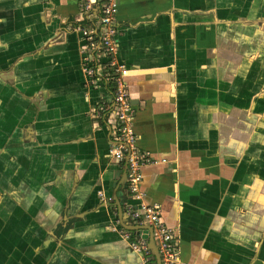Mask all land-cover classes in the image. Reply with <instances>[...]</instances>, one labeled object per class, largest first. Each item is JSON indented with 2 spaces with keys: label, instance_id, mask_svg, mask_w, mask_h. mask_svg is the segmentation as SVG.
Returning a JSON list of instances; mask_svg holds the SVG:
<instances>
[{
  "label": "crops",
  "instance_id": "crops-1",
  "mask_svg": "<svg viewBox=\"0 0 264 264\" xmlns=\"http://www.w3.org/2000/svg\"><path fill=\"white\" fill-rule=\"evenodd\" d=\"M83 3L0 0V264H140L149 242L124 227L139 203ZM118 4L144 202L183 264H264V0Z\"/></svg>",
  "mask_w": 264,
  "mask_h": 264
},
{
  "label": "built area",
  "instance_id": "built-area-1",
  "mask_svg": "<svg viewBox=\"0 0 264 264\" xmlns=\"http://www.w3.org/2000/svg\"><path fill=\"white\" fill-rule=\"evenodd\" d=\"M86 10H92L94 5H99L100 9V36L96 41L91 35L90 48L98 50L100 55L106 58L105 63L98 64L97 68L85 65L84 73L96 84L99 76V69L102 75L114 84V115L117 120L116 139L121 147L114 151V156L118 160L127 159V194L139 203V207L128 206L127 212L135 225L147 223L152 227L153 238L160 253L162 264H183L179 258V250L174 242L173 230L162 220L158 206L148 205L144 202L142 190L143 167L148 163L147 155L142 153L137 147V135L134 130V110L128 97L126 77L130 70L119 61V44L117 36L119 25L116 19L118 12V0H81ZM89 34V33H87ZM118 228V225L115 226ZM114 229V227H113ZM117 230V229H116ZM122 230V229H118ZM126 239H131L132 235L126 230H122ZM132 247L140 253V264H154V257L151 255L146 243L136 238L132 242Z\"/></svg>",
  "mask_w": 264,
  "mask_h": 264
},
{
  "label": "water",
  "instance_id": "water-1",
  "mask_svg": "<svg viewBox=\"0 0 264 264\" xmlns=\"http://www.w3.org/2000/svg\"><path fill=\"white\" fill-rule=\"evenodd\" d=\"M127 163L128 161H126V165H125V169H124V175H123V181L121 186L123 185V187L125 186L126 180H127ZM120 210L121 212L123 211L122 206H120ZM127 221H124V227L125 229L129 230V231H141L144 230L146 231V235H144L145 240H148L149 242L146 243V245H148V249L151 251V254L153 255L156 264H162L161 262V257H160V253L158 251V248L155 244L154 238H153V230L152 227L148 226V227H142L139 225H129L126 223Z\"/></svg>",
  "mask_w": 264,
  "mask_h": 264
},
{
  "label": "trees",
  "instance_id": "trees-1",
  "mask_svg": "<svg viewBox=\"0 0 264 264\" xmlns=\"http://www.w3.org/2000/svg\"><path fill=\"white\" fill-rule=\"evenodd\" d=\"M154 264H156V262L154 261Z\"/></svg>",
  "mask_w": 264,
  "mask_h": 264
}]
</instances>
